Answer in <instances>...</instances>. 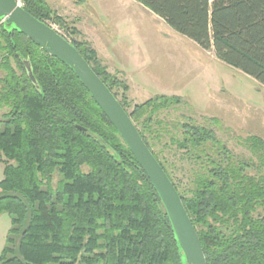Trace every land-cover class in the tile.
I'll use <instances>...</instances> for the list:
<instances>
[{"label": "trees", "instance_id": "16d2710c", "mask_svg": "<svg viewBox=\"0 0 264 264\" xmlns=\"http://www.w3.org/2000/svg\"><path fill=\"white\" fill-rule=\"evenodd\" d=\"M136 1L264 86V0ZM22 7L49 26L48 19L65 24L45 0ZM61 35L117 98L173 183L206 264H264V139L247 136L246 156L189 117L161 119L160 111L182 102L175 96L155 95L127 111L116 88L126 91L127 83L87 40ZM0 110V214L10 216L0 264H186L158 192L74 70L3 23ZM159 142L186 163L184 177L173 178L168 159L153 150Z\"/></svg>", "mask_w": 264, "mask_h": 264}, {"label": "rangeland", "instance_id": "374dc122", "mask_svg": "<svg viewBox=\"0 0 264 264\" xmlns=\"http://www.w3.org/2000/svg\"><path fill=\"white\" fill-rule=\"evenodd\" d=\"M45 1L65 21L48 23L69 39L87 40L107 71L127 83L126 91L116 87L118 98L126 94L127 111L155 95L175 96L182 102L160 111L161 119L172 123L189 117L246 156L247 136L264 139V86L217 58L212 49L175 32L136 0ZM3 26L10 28L5 22ZM153 150L161 160L168 159L174 179L184 177L186 163L172 149L159 142ZM2 169L0 162V179ZM9 228L10 216L1 213L0 254Z\"/></svg>", "mask_w": 264, "mask_h": 264}, {"label": "water", "instance_id": "95a60500", "mask_svg": "<svg viewBox=\"0 0 264 264\" xmlns=\"http://www.w3.org/2000/svg\"><path fill=\"white\" fill-rule=\"evenodd\" d=\"M0 19L8 26H15L48 54L74 70L158 192L184 254L186 264H206L197 231L186 212L179 193L143 141L126 110L90 64L52 26L33 17L16 0H0ZM24 64L30 80L36 84L29 62L25 60ZM77 128L84 129L79 125Z\"/></svg>", "mask_w": 264, "mask_h": 264}, {"label": "built area", "instance_id": "2783aa9c", "mask_svg": "<svg viewBox=\"0 0 264 264\" xmlns=\"http://www.w3.org/2000/svg\"><path fill=\"white\" fill-rule=\"evenodd\" d=\"M16 2H17L18 4H20L21 6H22V4H23L22 0H16ZM2 23H3V20L0 19V24H2Z\"/></svg>", "mask_w": 264, "mask_h": 264}, {"label": "crops", "instance_id": "0c3cea01", "mask_svg": "<svg viewBox=\"0 0 264 264\" xmlns=\"http://www.w3.org/2000/svg\"><path fill=\"white\" fill-rule=\"evenodd\" d=\"M2 173V172H1Z\"/></svg>", "mask_w": 264, "mask_h": 264}]
</instances>
